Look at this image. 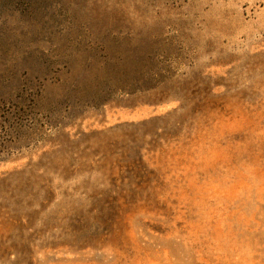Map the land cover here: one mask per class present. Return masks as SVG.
Returning <instances> with one entry per match:
<instances>
[{
    "label": "rangeland",
    "instance_id": "1",
    "mask_svg": "<svg viewBox=\"0 0 264 264\" xmlns=\"http://www.w3.org/2000/svg\"><path fill=\"white\" fill-rule=\"evenodd\" d=\"M0 264H264V0H0Z\"/></svg>",
    "mask_w": 264,
    "mask_h": 264
},
{
    "label": "trees",
    "instance_id": "2",
    "mask_svg": "<svg viewBox=\"0 0 264 264\" xmlns=\"http://www.w3.org/2000/svg\"><path fill=\"white\" fill-rule=\"evenodd\" d=\"M9 116H11V115H9Z\"/></svg>",
    "mask_w": 264,
    "mask_h": 264
}]
</instances>
